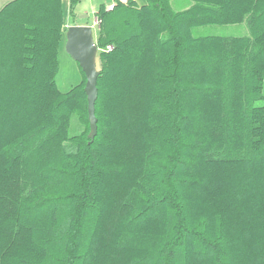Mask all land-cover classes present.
I'll use <instances>...</instances> for the list:
<instances>
[{
    "label": "trees",
    "instance_id": "trees-1",
    "mask_svg": "<svg viewBox=\"0 0 264 264\" xmlns=\"http://www.w3.org/2000/svg\"><path fill=\"white\" fill-rule=\"evenodd\" d=\"M63 1L0 10V264H264V0L99 8L91 142Z\"/></svg>",
    "mask_w": 264,
    "mask_h": 264
},
{
    "label": "rangeland",
    "instance_id": "rangeland-1",
    "mask_svg": "<svg viewBox=\"0 0 264 264\" xmlns=\"http://www.w3.org/2000/svg\"><path fill=\"white\" fill-rule=\"evenodd\" d=\"M12 0H0V10ZM86 0H82V3L85 5L84 10H86L87 17L84 19H72L68 14V3L65 1L63 3V13L64 19L66 23L69 24H92L94 20V16L92 14V8H95L92 5H88L85 3ZM188 0H173L171 2V6L173 10L179 11L183 10L188 6ZM80 5L78 7L83 6ZM79 8L76 9L78 11ZM97 28L96 25L92 29V36L94 41L97 38ZM66 31V29H65ZM194 34L196 36H219V37H243L248 35L247 27L245 25H237V26H224V27H204L198 28L194 30ZM96 43V42H95ZM65 32L63 34V39L58 49L57 60H58V72L55 78V86L56 90L59 94H65L69 92L72 88L78 86L82 81V75L80 73V69L78 65L66 54L65 52ZM96 69L99 68V59H98V51L95 59ZM84 131V126L80 124L76 115H72L69 120V137H74L80 135Z\"/></svg>",
    "mask_w": 264,
    "mask_h": 264
},
{
    "label": "water",
    "instance_id": "water-1",
    "mask_svg": "<svg viewBox=\"0 0 264 264\" xmlns=\"http://www.w3.org/2000/svg\"><path fill=\"white\" fill-rule=\"evenodd\" d=\"M93 27L70 26L65 31V52L78 65L85 77L83 88L87 103V116L89 122V141H93L97 133V120L94 115L97 100V78L95 59L97 45L92 36Z\"/></svg>",
    "mask_w": 264,
    "mask_h": 264
},
{
    "label": "crops",
    "instance_id": "crops-1",
    "mask_svg": "<svg viewBox=\"0 0 264 264\" xmlns=\"http://www.w3.org/2000/svg\"><path fill=\"white\" fill-rule=\"evenodd\" d=\"M65 1H63L62 4L65 3ZM128 1H133L139 7L145 5V0H86L85 3H88V5H92V6L95 7V8H92V10H91L92 14L94 16V20H95L96 13L98 12L99 8H103L105 10H111L116 3L125 4ZM66 2L68 3V1H66ZM82 4H83L82 0H79V2L73 8L71 13L69 12V6H68V14H69V16L72 17L73 20L77 19V18L78 19H84V18L87 17L86 16L87 15L86 10H84L85 5L83 4V6L81 8L78 7V6L82 5ZM77 8H79L78 11H76ZM94 20H93V23H94ZM93 23L92 24H88V23H84V24H75V23L69 24V23H66V21L64 19V29H67L68 27L74 26V25L93 27Z\"/></svg>",
    "mask_w": 264,
    "mask_h": 264
},
{
    "label": "built area",
    "instance_id": "built-area-1",
    "mask_svg": "<svg viewBox=\"0 0 264 264\" xmlns=\"http://www.w3.org/2000/svg\"><path fill=\"white\" fill-rule=\"evenodd\" d=\"M96 25L97 26L99 25L97 18H95V20H94L93 27H95ZM110 50H111V47L107 46L106 51H110Z\"/></svg>",
    "mask_w": 264,
    "mask_h": 264
}]
</instances>
